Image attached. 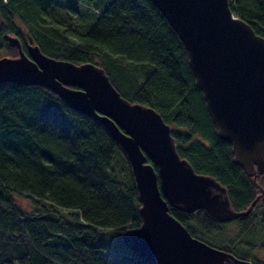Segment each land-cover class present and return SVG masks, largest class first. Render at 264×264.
<instances>
[{"label": "trees", "instance_id": "trees-1", "mask_svg": "<svg viewBox=\"0 0 264 264\" xmlns=\"http://www.w3.org/2000/svg\"><path fill=\"white\" fill-rule=\"evenodd\" d=\"M229 4L264 37V0ZM6 34L24 50L30 40L50 57L102 67L122 96L160 113L180 156L226 187L236 211L260 193L219 137L188 52L152 0H0V58L18 54ZM263 197L236 218L241 237L255 229ZM140 207L129 161L102 123L47 87L0 83V264H150L122 242L141 226ZM169 212L194 237L251 261L226 238L228 221L203 208Z\"/></svg>", "mask_w": 264, "mask_h": 264}, {"label": "water", "instance_id": "water-1", "mask_svg": "<svg viewBox=\"0 0 264 264\" xmlns=\"http://www.w3.org/2000/svg\"><path fill=\"white\" fill-rule=\"evenodd\" d=\"M152 1L188 52L219 137L232 144L260 189L248 209L236 211L226 187L180 156L160 113L122 96L97 64L50 57L33 42L24 50L17 36L6 34L18 55L0 58V83L47 87L106 127L126 155L139 192L142 224L122 235L136 255L150 264H253L194 237L169 206L189 213L203 208L227 222L247 216L264 195L257 180L264 174V37L235 15L229 0Z\"/></svg>", "mask_w": 264, "mask_h": 264}, {"label": "rangeland", "instance_id": "rangeland-1", "mask_svg": "<svg viewBox=\"0 0 264 264\" xmlns=\"http://www.w3.org/2000/svg\"><path fill=\"white\" fill-rule=\"evenodd\" d=\"M66 1L68 0H62L63 3H66ZM72 12H73L72 15H74V11ZM30 42H31L30 40H27V44ZM2 54H4V52H2ZM258 183L264 189V175L258 177ZM23 204L27 206V203L23 202ZM255 212H256V217L254 218L255 229L253 231L248 232L242 235L243 237H241L240 236V233L242 231L241 222L237 219H233L225 224L227 231L230 233V234L228 233L226 238H230L231 240L236 241L238 249L243 253L244 256L248 257L251 261L258 260L264 263V225L261 220L262 214L264 212V204L259 205L256 208ZM216 238L217 240L215 242L216 243L215 245H220L219 243L220 240L218 239H221L223 237L217 236ZM211 243L214 244V242Z\"/></svg>", "mask_w": 264, "mask_h": 264}, {"label": "flooded vegetation", "instance_id": "flooded-vegetation-1", "mask_svg": "<svg viewBox=\"0 0 264 264\" xmlns=\"http://www.w3.org/2000/svg\"><path fill=\"white\" fill-rule=\"evenodd\" d=\"M264 174H261L260 176H263Z\"/></svg>", "mask_w": 264, "mask_h": 264}]
</instances>
